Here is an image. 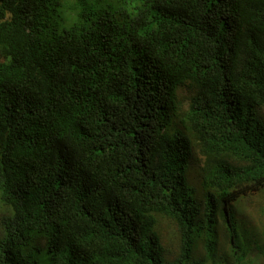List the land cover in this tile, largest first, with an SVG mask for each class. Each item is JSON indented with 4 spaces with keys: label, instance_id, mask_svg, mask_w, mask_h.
Instances as JSON below:
<instances>
[{
    "label": "trees",
    "instance_id": "1",
    "mask_svg": "<svg viewBox=\"0 0 264 264\" xmlns=\"http://www.w3.org/2000/svg\"><path fill=\"white\" fill-rule=\"evenodd\" d=\"M263 193L264 0H0V264H253Z\"/></svg>",
    "mask_w": 264,
    "mask_h": 264
},
{
    "label": "rangeland",
    "instance_id": "2",
    "mask_svg": "<svg viewBox=\"0 0 264 264\" xmlns=\"http://www.w3.org/2000/svg\"><path fill=\"white\" fill-rule=\"evenodd\" d=\"M69 1V0H68ZM197 155V154H196ZM201 160L195 161L191 170V178L196 190L199 185L196 178V167ZM199 197L202 191L198 193ZM264 193L261 196H250L234 203L235 219L242 234V242L245 247H250L249 258L253 264H264ZM261 214V215H260ZM11 217V211L0 203V237L3 235V220ZM220 226V223H219ZM163 230H166L164 227ZM40 246V242H36Z\"/></svg>",
    "mask_w": 264,
    "mask_h": 264
}]
</instances>
